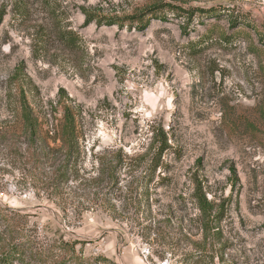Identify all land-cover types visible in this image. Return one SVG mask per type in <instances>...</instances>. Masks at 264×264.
Masks as SVG:
<instances>
[{"label":"rangeland","instance_id":"1","mask_svg":"<svg viewBox=\"0 0 264 264\" xmlns=\"http://www.w3.org/2000/svg\"><path fill=\"white\" fill-rule=\"evenodd\" d=\"M165 1L215 14L138 31L85 26L82 8L125 17L155 0H0V254L18 253L12 264H264V0ZM19 87L43 120L62 117L61 87L81 105L79 173L54 190L16 125Z\"/></svg>","mask_w":264,"mask_h":264},{"label":"trees","instance_id":"2","mask_svg":"<svg viewBox=\"0 0 264 264\" xmlns=\"http://www.w3.org/2000/svg\"><path fill=\"white\" fill-rule=\"evenodd\" d=\"M82 10L85 15V26L95 23L98 26H119L123 28L129 22L128 27L134 25L138 31H145L153 20H166L169 13L185 16L189 19L193 18L197 12L201 14H215L214 8L186 9L165 0H155L151 6L144 8L134 15L125 17L104 15L87 8H82ZM3 15L4 11L1 10L0 22ZM246 21V18L238 19L232 17L229 19V24L231 27H235L238 22L245 23ZM184 30L187 31V27H184ZM59 38L71 50L79 51L82 49V38L79 33L72 29H60ZM225 38L227 37L225 36ZM21 69L19 67L16 69L14 79L18 80L22 78L23 80L25 73ZM22 88L19 87L20 97L16 106L18 116L16 125L23 129L27 137L25 143L28 145V158L32 162V166L38 169L43 165L44 172L46 171L48 178L45 184H47V188L51 186L54 190L58 186L56 180L60 181V177H77L79 173L78 166L82 153L80 145V116L82 108L79 103L68 95L67 90L61 87L58 92V103L63 111L62 117L58 119L57 123L47 117L43 120L27 100L25 91ZM8 127L12 126L9 125ZM8 132L9 130H1L0 134ZM159 140L161 147L154 161V170L160 166L162 153L168 148L167 137L163 130L160 133ZM234 175L236 176L235 170ZM195 196L201 210L210 213L213 204L207 199L199 183ZM19 256L18 253L14 252L0 254V264H12L14 260L20 259Z\"/></svg>","mask_w":264,"mask_h":264}]
</instances>
